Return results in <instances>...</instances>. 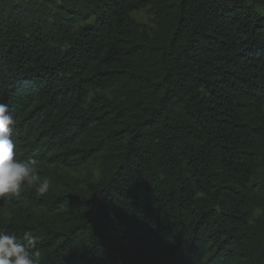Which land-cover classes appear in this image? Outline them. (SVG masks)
I'll return each mask as SVG.
<instances>
[{"label":"trees","instance_id":"1","mask_svg":"<svg viewBox=\"0 0 264 264\" xmlns=\"http://www.w3.org/2000/svg\"><path fill=\"white\" fill-rule=\"evenodd\" d=\"M0 102L40 264H264V0H0Z\"/></svg>","mask_w":264,"mask_h":264},{"label":"clouds","instance_id":"2","mask_svg":"<svg viewBox=\"0 0 264 264\" xmlns=\"http://www.w3.org/2000/svg\"><path fill=\"white\" fill-rule=\"evenodd\" d=\"M15 124L8 105L0 102V199L19 197L26 188L43 196L52 182L41 176L36 160L18 156L11 135ZM36 243L37 237L31 233L21 240L14 233L0 231V264H40V252L33 251Z\"/></svg>","mask_w":264,"mask_h":264},{"label":"rangeland","instance_id":"3","mask_svg":"<svg viewBox=\"0 0 264 264\" xmlns=\"http://www.w3.org/2000/svg\"><path fill=\"white\" fill-rule=\"evenodd\" d=\"M132 16L137 22L147 26H152L154 23V15L148 7L133 12Z\"/></svg>","mask_w":264,"mask_h":264}]
</instances>
